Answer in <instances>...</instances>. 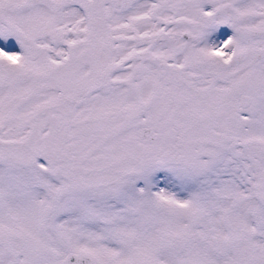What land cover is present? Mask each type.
I'll return each instance as SVG.
<instances>
[{"label":"snow or ice","instance_id":"snow-or-ice-1","mask_svg":"<svg viewBox=\"0 0 264 264\" xmlns=\"http://www.w3.org/2000/svg\"><path fill=\"white\" fill-rule=\"evenodd\" d=\"M0 264H264V0H0Z\"/></svg>","mask_w":264,"mask_h":264}]
</instances>
